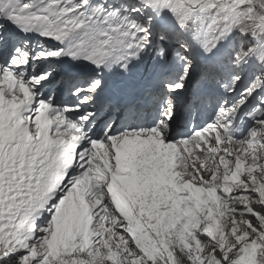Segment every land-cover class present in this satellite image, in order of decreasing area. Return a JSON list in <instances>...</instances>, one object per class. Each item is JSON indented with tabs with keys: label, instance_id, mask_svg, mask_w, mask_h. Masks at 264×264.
I'll list each match as a JSON object with an SVG mask.
<instances>
[{
	"label": "snow or ice",
	"instance_id": "1",
	"mask_svg": "<svg viewBox=\"0 0 264 264\" xmlns=\"http://www.w3.org/2000/svg\"><path fill=\"white\" fill-rule=\"evenodd\" d=\"M0 264H264V0H0Z\"/></svg>",
	"mask_w": 264,
	"mask_h": 264
}]
</instances>
